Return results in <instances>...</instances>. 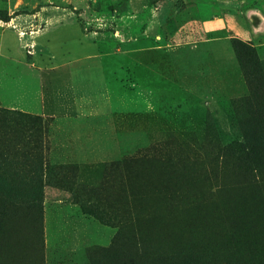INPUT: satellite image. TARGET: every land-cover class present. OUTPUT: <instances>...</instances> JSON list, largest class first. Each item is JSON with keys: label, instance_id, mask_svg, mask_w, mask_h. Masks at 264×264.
<instances>
[{"label": "rangeland", "instance_id": "obj_1", "mask_svg": "<svg viewBox=\"0 0 264 264\" xmlns=\"http://www.w3.org/2000/svg\"><path fill=\"white\" fill-rule=\"evenodd\" d=\"M256 7L263 8L264 0H0V26L16 27L13 30L19 29L22 36H28L32 29L37 32L34 37L38 36V41L47 44L57 55L50 62L49 59L42 62L44 66H55L63 58L74 57L69 53L76 37L73 23L68 21L53 28L66 17L76 18L93 41L108 45V52L102 50L99 55L85 44L77 55L88 58L70 63V71L72 67L77 70L74 68L69 77L63 67L44 69L47 96L67 85V81H73L82 105L103 104L104 96L97 95L103 90L102 77L96 75L100 65L108 83L112 106L109 119L117 129L121 159L143 155L189 159L192 165L186 171L190 186L194 183L199 199L209 203L218 201L226 190H264V157L248 153L239 159L219 152L216 147L218 142L223 145L243 141L246 134L255 141L258 130L254 125H264V88L251 69H247L249 76L241 69L232 48L233 38L252 42L264 69V15L251 9ZM247 11V16L258 23L254 28L259 33L252 39L245 40L230 25L215 29V23H219L215 17L221 13L241 23L244 17L242 24L248 25ZM58 13L67 15H54ZM14 34L10 29L4 31V53H14L11 47L17 43ZM214 37L222 39H207ZM95 54L96 57L89 58ZM156 54L162 63L158 71L151 68L150 62ZM171 58L176 60L174 67ZM0 66V83H4L5 63L1 62ZM256 106L262 114L256 113ZM40 117L38 121L33 118L21 121L36 142L35 155L22 148L25 131L20 130L22 124L14 127L13 136L6 135L10 126L0 125V172L13 169L18 173L37 172L42 161L50 167L76 165L51 162L48 155L51 120ZM109 162L77 168V182H98L101 166ZM148 165L149 177L157 174L158 166V173L163 171L162 164ZM182 172L184 168L180 166L175 173L182 175ZM3 181L7 182L4 176ZM182 182L180 179L176 185L182 187ZM20 183H15L18 188H22ZM50 184L47 181L46 185ZM3 201L0 195V208ZM90 217L84 219L75 207L54 204L52 219L49 216L46 224V238L49 250L59 248L61 254L64 246V257L56 264H89L85 250H81L83 245L95 240L97 226H103ZM72 243L79 246L77 250L72 251L69 246ZM45 248V259L39 264L50 263ZM214 250L172 249L173 255L181 260L191 258L201 264H246L249 256L235 250L228 253Z\"/></svg>", "mask_w": 264, "mask_h": 264}, {"label": "trees", "instance_id": "obj_2", "mask_svg": "<svg viewBox=\"0 0 264 264\" xmlns=\"http://www.w3.org/2000/svg\"><path fill=\"white\" fill-rule=\"evenodd\" d=\"M251 43L233 38L232 48L241 69L248 76L247 69H251L264 88L263 65ZM255 111L262 114L257 106ZM23 118L41 120L40 116L0 107V125L10 126L6 135L13 136L14 127L22 124V148L35 155L38 148L33 135L26 132L27 125L21 123ZM254 126L258 130L255 141L246 134L243 141L218 142V151L239 159L248 153L264 157V125ZM40 163L37 172H0V195L4 198L0 208V264H39L45 259L43 189L47 181L69 191L83 213L116 228L108 245L87 248L89 264H201L174 256L172 249L176 248L192 252L235 250L249 255L246 264H264L263 189L235 188L226 190L216 202H204L194 183L190 186L186 170L192 161L174 160L168 155L104 163L98 182L89 184L77 182V165L50 167ZM149 163L162 164L163 171L158 173V166L157 174L149 177ZM180 166L184 168L182 175L175 173ZM180 179L182 187L176 185ZM19 181L22 188L15 184Z\"/></svg>", "mask_w": 264, "mask_h": 264}, {"label": "crops", "instance_id": "obj_3", "mask_svg": "<svg viewBox=\"0 0 264 264\" xmlns=\"http://www.w3.org/2000/svg\"><path fill=\"white\" fill-rule=\"evenodd\" d=\"M251 9H255L264 15V7L261 9L258 7ZM247 13L248 11L245 13V18L248 21V25L246 24L245 26L243 25L245 22L244 17H242L244 21L242 24L238 22V20L231 18L230 15V18H228L221 13V15L215 17L216 20L219 21V23L217 22L218 24L215 23L217 27H215V29H221L222 27H226L224 25H230V27L235 32L240 33L245 40H250L252 39L251 37L255 33H259V31H256L254 28L258 24L257 19L248 17ZM62 14L65 16L67 15L65 13L54 15L61 16ZM68 21L73 23L74 29H72V31L74 30L76 36L70 48L71 50L69 51V53L72 52L74 57H69L67 59L63 58L62 61L56 63L55 66L51 65L52 67L50 65L44 66L42 62L47 59H49L47 61L50 62L51 59L56 58L57 55L47 44L38 41V36L34 37L37 32L32 29V32L27 34L28 36H25L26 34L22 36L19 34V29L18 32L13 30V28L16 27L2 28V26H0V64L1 62L5 63L2 70V77L5 78V80L4 83H0V107L49 118L51 120V132L48 136V155L51 162L53 164L73 163L77 165L78 170H81L84 166L120 160L122 155L115 123L111 118L109 119L112 106L108 97V83L106 77H103V75H105L103 74V67L101 68L99 65L96 74L98 76L97 78L102 77L103 90L97 95L104 96L105 101L103 104L99 103L98 106L91 104L82 105V99L78 93H76V83L73 81H67V85H63L61 88L58 87L57 90L51 91L48 96L46 94L44 76L42 75L44 69L51 70L53 67H63L65 70H68L66 74L69 77L75 68L72 67V71H70L69 64L77 62L82 57H86L77 55V52L85 47V44L87 47L96 49L99 55H102L100 54L102 50L108 52L109 49L108 45L93 41L85 34L76 18L66 17L59 22V25H53V28L67 24ZM7 29L14 31V35L17 39V43L11 46L14 49V53L12 54L2 51L3 34ZM207 39H216L220 41L222 37ZM96 56L97 54L89 58H94ZM104 57H107V61L110 60L109 56ZM151 58V68L156 69V71H158L159 67L162 69L159 56L157 57L156 54ZM171 61L174 67L176 62L175 58L174 60L171 58ZM152 65L155 66L153 67ZM68 77L64 79L68 80ZM61 83L62 82H60V84ZM43 203L46 258L51 264H56L59 262L58 260H60V257L61 259L64 257V246L61 248V254L58 253L59 248L49 250L48 240L46 238V236L48 237L46 224L48 223L49 216H51L52 219L54 204H65L66 206L75 207L76 212H79L86 220L90 216L83 213L80 205L71 199V193L69 191L51 185H46L44 188ZM100 224L103 226H97L95 236H93L95 240H92L87 245H83L81 251L85 250L84 252H86L87 248L93 245L106 246L110 243L116 228L102 223ZM69 246L72 248V251L77 250L79 247L74 243Z\"/></svg>", "mask_w": 264, "mask_h": 264}]
</instances>
